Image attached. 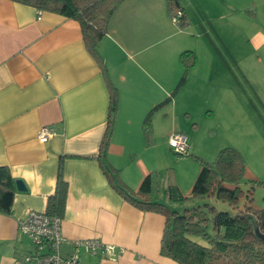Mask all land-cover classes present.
Wrapping results in <instances>:
<instances>
[{"label":"crops","instance_id":"1","mask_svg":"<svg viewBox=\"0 0 264 264\" xmlns=\"http://www.w3.org/2000/svg\"><path fill=\"white\" fill-rule=\"evenodd\" d=\"M193 1L196 12H264V0ZM158 12H168L166 0H125L98 44L117 90L106 160L134 191L156 172L158 144L167 149L170 132L197 125L175 124L182 115L177 110L182 89L167 98L183 66L174 44L158 35L166 27ZM250 40L264 44V34L254 33ZM109 102L101 64L87 49L76 20L0 0V165L24 185L16 188L11 211L0 213V264H35L24 259L33 244L18 225L29 210L46 209L59 166L67 183L63 255L73 251V240L99 239L114 250L92 254L80 248L79 264H178L160 254L165 217L127 201L100 166ZM185 110L188 122L193 115ZM44 125L56 133L41 142L36 134ZM158 193L157 188L152 197L158 199Z\"/></svg>","mask_w":264,"mask_h":264},{"label":"rangeland","instance_id":"2","mask_svg":"<svg viewBox=\"0 0 264 264\" xmlns=\"http://www.w3.org/2000/svg\"><path fill=\"white\" fill-rule=\"evenodd\" d=\"M177 1L184 7L185 22L174 19L178 12H158L159 21H166L158 35L174 44L180 63L179 50L193 52V58L185 57L192 64L180 87L177 110L182 115L175 124L197 125L183 129L189 145L186 154H175L168 144L169 135L180 130L167 135V149L158 144L154 169L158 199L163 201L164 188L176 183L186 199L170 203L169 208L179 212L209 204L214 211L233 213L244 208L247 195L252 198V208L264 209V44L250 40L254 33L264 34V12H196L193 0ZM185 109L193 115L188 122L183 119ZM225 147L238 150L245 166L236 203L192 196L201 163L211 164Z\"/></svg>","mask_w":264,"mask_h":264},{"label":"trees","instance_id":"3","mask_svg":"<svg viewBox=\"0 0 264 264\" xmlns=\"http://www.w3.org/2000/svg\"><path fill=\"white\" fill-rule=\"evenodd\" d=\"M32 6L37 12L58 13L79 23L81 34L89 52L100 62L104 77L109 87L110 102L108 122L100 142L99 162L111 186L127 201L141 210L155 211L165 217L160 240V254L169 257L178 264H264V239L259 238L254 230L257 224L264 233V209L252 208V198L247 197L243 209L235 212L214 211L209 204L185 208L182 212L170 209L173 202L186 199L176 183H169L163 190L167 203L152 197L158 188L157 176L147 174L139 188H128L119 178L117 169L106 160L107 146L110 140L117 105V90L109 79L107 69L101 61L97 45L109 30V22L116 9L125 0H12ZM169 13L180 9L177 0H166ZM184 15L178 19L184 23ZM190 50H183L179 59L183 64V73L170 96L185 82V76L192 64L185 61ZM166 101V100H165ZM245 170L243 159L235 148L225 147L219 150L214 161L202 162L198 176L191 187L192 196L211 197L234 205L241 190L238 182ZM16 180L9 167L0 165V213H9L13 205ZM67 195V183L62 177L59 166L54 192L47 197L48 215L61 217L64 212Z\"/></svg>","mask_w":264,"mask_h":264},{"label":"built area","instance_id":"4","mask_svg":"<svg viewBox=\"0 0 264 264\" xmlns=\"http://www.w3.org/2000/svg\"><path fill=\"white\" fill-rule=\"evenodd\" d=\"M175 12L178 13L174 19L178 20L182 16V11L177 9ZM55 133L51 125H44L38 130L36 138L41 142H46ZM168 144L175 154L181 155L188 152V137L182 131L172 132L168 137ZM18 227L33 244V251L24 259L27 262L34 259L35 264H79L80 248L92 254H106L114 250L112 244L103 243L99 239H76L71 242L73 251L68 255H63L61 252L63 240L61 217L48 215L45 211L29 210L20 220Z\"/></svg>","mask_w":264,"mask_h":264},{"label":"water","instance_id":"5","mask_svg":"<svg viewBox=\"0 0 264 264\" xmlns=\"http://www.w3.org/2000/svg\"><path fill=\"white\" fill-rule=\"evenodd\" d=\"M16 188H18L19 190H23L24 189V185L22 183L21 180H16ZM254 230H255V233L256 235L261 238V239H264V233H261L257 224L254 223Z\"/></svg>","mask_w":264,"mask_h":264}]
</instances>
